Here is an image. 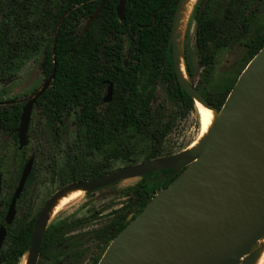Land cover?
Wrapping results in <instances>:
<instances>
[{"label":"rangeland","instance_id":"obj_1","mask_svg":"<svg viewBox=\"0 0 264 264\" xmlns=\"http://www.w3.org/2000/svg\"><path fill=\"white\" fill-rule=\"evenodd\" d=\"M200 1H197L182 31L184 35L179 50L184 70L186 64L183 55L187 52L192 74V78L187 76V80L205 98L222 104L232 87L243 77L256 47L262 43L264 0L261 1L260 11L251 19L253 31L225 48L213 47V59L209 57L205 65L200 61L201 55L196 45L194 12ZM63 2L0 0V106L25 105L33 93L46 83L41 69L43 50L62 20H59V16ZM216 8L224 9L223 4L216 5ZM85 23L83 19L79 28ZM97 38L100 39L99 36ZM48 81L51 82V79ZM167 87L168 82L162 76L149 106L150 117L166 130L160 142L153 138L154 127L149 132L135 130L132 134H123L114 131L112 122L107 123L101 140L97 141L98 135L95 133L79 131L77 109L64 117V124L60 127L61 139L47 143L40 136L41 127L48 119L47 113L44 106H35L29 130L30 144L24 152L26 158L32 153L36 155V171L18 204L16 218L27 216L32 219L64 187L61 186L63 179L66 185L83 181L85 175L92 171L90 164L105 157L110 161L107 171L116 173L148 160L182 153L189 148L200 127L196 107L185 111L182 104L171 102ZM142 88L139 86V92ZM107 93L108 87L102 88L103 98ZM116 107L117 100L112 98L99 105L98 112L105 116L112 114ZM16 150L15 137L0 129V176L6 188L18 179L24 164L22 159H17L21 155ZM153 155L152 159H148ZM141 178L128 177L99 190H88L81 199L71 204L50 225H46L45 233L53 236L52 242L44 254H37V264H98L110 245L103 243L100 235L124 215L128 219L136 216L139 205L135 203L134 190ZM9 194L5 189L2 198ZM259 244L264 246V236ZM8 246L6 244L5 248ZM48 256H53L54 260H49Z\"/></svg>","mask_w":264,"mask_h":264},{"label":"trees","instance_id":"obj_2","mask_svg":"<svg viewBox=\"0 0 264 264\" xmlns=\"http://www.w3.org/2000/svg\"><path fill=\"white\" fill-rule=\"evenodd\" d=\"M202 1L195 9L194 19L197 24L196 45L201 55L200 61L205 65L209 57L213 59V47L225 48L253 31L251 19L260 11L262 0ZM101 2H63L59 16V20H62L57 29L55 44L53 35L44 47L41 60L46 82L51 79V84L35 103L36 107L44 106L48 117L40 136L47 143L60 140L64 117L78 109L76 123L79 131L95 133L98 135L97 141L101 140L100 136L107 123L112 122L114 131L123 134H132L135 130L149 132L154 127L153 138L160 142L166 130L150 117L149 106L162 76L168 82L167 95L171 102L182 104L185 111L196 107L193 97L179 83L173 45L170 48L181 0H126L123 20H120L117 13L119 0H108L89 30L82 35L86 23L79 28L81 21L84 19L87 22ZM219 4H223V10L216 8ZM262 37V43L256 47L251 60L264 47V35ZM183 56L186 72L192 78L187 52ZM54 71L55 77L52 79ZM110 82L114 84L113 99L117 100V107L112 110V114L101 116L98 106L104 102L102 88L108 87ZM139 86L143 87L141 92ZM206 99L218 109L226 101L217 104L212 98ZM22 107L20 104L0 106V129L13 135L16 140ZM109 165L107 157L91 163L92 171L83 180L111 174L107 171ZM171 172L172 169L168 168L141 176L134 190L135 203L139 205L136 216L177 177L171 175ZM66 184L63 179L61 186ZM136 216L128 219L124 215L114 226L106 229L100 235L103 243L109 245ZM34 222H29L25 216L9 226L8 237L0 252V264H19L31 248ZM0 224H4V214L0 215ZM52 237L46 232L42 254L52 242ZM6 244L9 245L7 248Z\"/></svg>","mask_w":264,"mask_h":264},{"label":"water","instance_id":"obj_3","mask_svg":"<svg viewBox=\"0 0 264 264\" xmlns=\"http://www.w3.org/2000/svg\"><path fill=\"white\" fill-rule=\"evenodd\" d=\"M187 1L181 0L176 15L174 40L170 44V48L173 45L178 80L182 89L194 101L199 100L211 108H217L181 76L175 30L184 8L187 9V4L192 0ZM107 2L102 0L87 20L82 35L89 30ZM125 8L126 0H119L117 13L120 20L124 18ZM253 69L256 70L251 72ZM245 72L249 73L248 78L244 79L243 76L229 93L222 108H217L221 117L209 137L196 150L155 158L102 178L78 181L63 187L80 185L94 191L128 177L168 168L172 169L171 175H177L112 240L98 264H240L251 248L262 239L264 47L253 57ZM54 77L55 71L51 78ZM50 84L46 82L23 107L17 129L21 149L29 144L28 131L37 98ZM113 89L114 84L110 82L105 102L112 99ZM32 165L33 159L22 172L6 216L8 225L15 219L16 202L31 173ZM54 196L40 213L32 233L31 248L27 252L33 250L35 257L41 250L46 228L45 214ZM6 235V226H1L0 252ZM35 257L29 264H37Z\"/></svg>","mask_w":264,"mask_h":264},{"label":"bare ground","instance_id":"obj_4","mask_svg":"<svg viewBox=\"0 0 264 264\" xmlns=\"http://www.w3.org/2000/svg\"><path fill=\"white\" fill-rule=\"evenodd\" d=\"M196 0H192L190 4H187L184 8L182 15H181V21L176 26L175 30V44L177 46V52L179 54V66H180V72L182 79L187 81V73H185L184 70V63H183V57L182 53H180L179 46L181 45V37H182V31L188 22V18L190 16V12L194 6ZM189 0L187 1V3ZM184 32V31H183ZM184 35V34H183ZM184 37V36H183ZM256 69H253L251 72H254ZM244 79L248 78L249 73L245 72L243 75ZM196 110L198 113V119L200 123L199 132L196 137V139L191 143L190 147L184 150L183 153H189L201 146L203 142L209 137L211 134L215 124L221 117V113L218 111L217 108H211L199 100H196ZM263 157H264V149H263ZM89 190V187L85 188L83 186L77 185V186H68L63 189H61L59 192H57L54 196V200L49 206V209L47 210L45 214V221L44 224L50 225L64 210H66L71 204L81 199L84 194ZM263 238V237H262ZM35 257V253L33 250L27 252L21 259L19 264H29L31 260H33ZM245 264H264V246H261L258 243H256L251 250L246 255V258L244 259Z\"/></svg>","mask_w":264,"mask_h":264},{"label":"flooded vegetation","instance_id":"obj_5","mask_svg":"<svg viewBox=\"0 0 264 264\" xmlns=\"http://www.w3.org/2000/svg\"><path fill=\"white\" fill-rule=\"evenodd\" d=\"M108 88H109V85H108ZM113 95H114V89H113ZM112 98H113V97H112ZM104 102H105V101H104ZM26 103H27V102H26ZM23 107H24V105H23ZM23 107H22V111H23ZM34 107H35V105H34ZM21 115H22V114H21ZM20 118H21V117H20ZM31 120H32V117H31ZM19 123H20V121H19ZM45 123H46V122H45ZM30 124H31V122H30ZM18 126H19V124H18ZM41 128H42V127H41ZM17 129H18V127H17ZM29 130H30V128H29ZM40 132H41V131H40ZM28 137H29V131H28ZM29 144H30V139H29ZM29 144H28L27 146L23 147L22 149L19 147L18 130H17V150H16V151L21 155V157H20V158H17V159H19V160L22 159V161H24V164H23L22 170H21V172H20V175L18 176V179H17L16 181L10 183L9 186H8V188L5 187V182H3V180H2V178H1V176H0V184H1V192H0V215H3V214H4V224H0V227H1V226H6V229H7V235H6V238L8 237V231H9V229H10L9 226L12 225V224L18 219V218H16V215H17V212H18V204H19V202H21V200H22L23 197H24V194H25V192H26V190H27V187H28V183H30V181H31V180H30L31 176L34 175V174H35V171H36V168H35L36 155H35L34 153H32L29 157L26 158V153L24 152L25 148L28 147ZM17 159H16V160H17ZM31 159H33L32 170H31V173H30V175H29V177H28V179H27V181H26V183H25V186H24V188H23V191L21 192L20 197L17 199V202H16V215H15V219H14V221H13L12 224L8 225V224L6 223V216H7V213H8V211H9V208H10V205H11V202H12V199H13V197H14V194H15V192H16V190H17V188H18V185H19V183H20L21 176H22V172H23V170H24L26 164H27ZM174 176H177V175H174ZM5 189H7V191H9L10 194H9L5 199H3L2 196H3V193L5 192ZM40 213H41V210L38 211V212H36L32 219H29V222H31L32 220H35V222H34V227H33V231H34V228H35V225H36V221H37V219H38L39 216H40ZM23 217H25V216H23ZM26 217H27V216H26ZM20 219H21V218H20ZM45 234H46V233H44V236H43V239H42V244H43V241H44ZM5 240H6V239H5ZM4 243H5V241H4ZM42 244H41V248H42ZM3 246H4V244H3ZM2 248H3V247H2ZM1 250H2V249H1ZM40 252H41V250H40ZM25 254H27V253H25ZM43 256H45V258H47L46 255H43ZM52 257H53V256H48V258H50L49 260H51V261L54 260ZM22 258H23V257H22ZM22 258H21V259H22ZM19 263H20V262H19Z\"/></svg>","mask_w":264,"mask_h":264}]
</instances>
